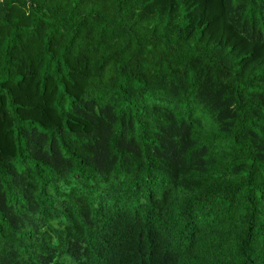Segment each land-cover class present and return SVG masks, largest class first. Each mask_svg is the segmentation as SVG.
I'll use <instances>...</instances> for the list:
<instances>
[{"label":"trees","instance_id":"1","mask_svg":"<svg viewBox=\"0 0 264 264\" xmlns=\"http://www.w3.org/2000/svg\"><path fill=\"white\" fill-rule=\"evenodd\" d=\"M0 264H264V0H0Z\"/></svg>","mask_w":264,"mask_h":264}]
</instances>
